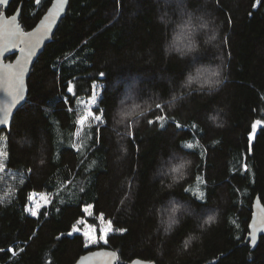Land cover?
I'll return each mask as SVG.
<instances>
[{"label":"trees","instance_id":"1","mask_svg":"<svg viewBox=\"0 0 264 264\" xmlns=\"http://www.w3.org/2000/svg\"><path fill=\"white\" fill-rule=\"evenodd\" d=\"M51 3L12 0L7 13L21 6L31 30ZM190 10L215 16L213 45L179 26ZM215 71L223 82L210 88L203 82ZM95 84L94 111L105 120L97 143L95 121L72 127ZM28 85L11 128L0 131L7 168L25 176L0 203V264H75L102 247L117 250L119 264H264V236L256 249L246 239L255 197L264 203V123L250 136L264 122V0H71ZM161 115L164 127L148 123ZM33 192L51 196L37 216L26 210ZM173 204L183 211L166 234ZM88 205L91 222L103 215L115 229L107 244L85 247L73 231ZM208 216L215 220L205 224Z\"/></svg>","mask_w":264,"mask_h":264},{"label":"snow or ice","instance_id":"2","mask_svg":"<svg viewBox=\"0 0 264 264\" xmlns=\"http://www.w3.org/2000/svg\"><path fill=\"white\" fill-rule=\"evenodd\" d=\"M36 2L39 3V0H36ZM65 3H66V0H58L57 4L53 6V11L46 18L47 22H44V21L41 22V30L37 33L25 34L23 32H20L18 30V28H11V27L6 28L4 30V32L2 33L6 47L7 46L19 47L20 44L24 45V47H20V51L22 53H24V59H23V61L19 62L16 65L14 71H10L8 73V76L3 79V83H0V88H2L3 91L6 93V99L4 101L0 102V112L3 113L2 116H0V125L8 124L11 109L13 107H15L17 104H19L20 101H22L24 99V80H23V77H24V72H25V65L27 64L28 58L32 55V50L41 43L44 36H46L49 33V31L51 30L52 25L57 18V15L63 10V6ZM7 4H8V0H0V5H7ZM16 19H17V17L15 15H13L11 18H6L4 16V13L0 12V20H2L3 24H5V25L11 24ZM5 67L8 69H12L11 65H6ZM100 75H104V73H100ZM212 77H214V78H209V79L205 80L203 83L209 85L210 88H215L221 84L222 78L220 77V72L219 71L213 72ZM65 86L67 88V91L69 93H72L73 96H76L78 94L77 90H76V86L71 85V84H66ZM90 87L92 89V94H91L90 102L86 103L87 112L79 120H76L73 123L72 127H76L77 125H79L80 129H84L87 121H89V120L95 121L96 122L95 127H96V132H97V138L95 141H93V143H97L98 139H99V126L101 124H104L105 120H104L103 114H97L100 112V109L98 107L96 108L95 111H93V109H92V105H96L97 101H96V96L94 94L95 85H91ZM81 90H83V89H81ZM184 95H185L184 93H180L179 96H173L171 98V101L166 102V104H164V105L157 103L155 105V108L161 109L163 107L169 106L171 103L175 102L176 100L183 98ZM43 111L45 112L46 115L50 112L49 109H43ZM67 111L71 112V109H67ZM166 119H167L166 116L161 115V116L155 117L154 120H149L148 123L149 124L159 123L160 127H164L163 122ZM213 119H215V118H213ZM121 122H123V121H121ZM262 123H264V122L257 120L251 125L252 132L250 133V136L252 138H255L256 129ZM176 127L179 128L180 125L176 124ZM87 128L89 131H91L92 125L91 124L87 125ZM85 134H87V133H85ZM125 134L126 135H132L131 132H126ZM75 135L78 139L82 138L80 131H77L75 133ZM72 147L76 149L77 153H80L84 146L81 144H72ZM186 147L191 149L193 147V145L187 144ZM124 150L126 151V149H124ZM41 163H43V161H41ZM181 167H183V165H181ZM4 170L5 169H4L3 164L0 163V172H2ZM27 171L31 172V169H28ZM176 171H179V169H176ZM21 183H23V181H21ZM189 191H191V190L189 189ZM193 195L198 196V198L200 200L205 199L203 192H197V193H194ZM29 198H32V196H30ZM0 203H3V202L0 201ZM45 203H50V201L46 200ZM39 207L40 206H38L36 209H33L32 207H28L26 210L28 212H30L32 216H37ZM90 209H91V205H88L84 208V212L88 213L89 215H92ZM214 220H215L214 216H208L207 220H205L204 223L210 224ZM83 223H84V221H81V224H83ZM108 223H109V225H111V221H109ZM168 223H169V228L166 230H170L171 225L173 223H175V221L172 218H169ZM73 231L78 233V232H80V229L74 228ZM110 231H112L111 227L104 230L105 236H104L103 242L105 244L108 243L107 233ZM119 231L126 232L127 229H120ZM93 232H94V230H93ZM93 232L86 231L83 233V236L87 238V244H85V247H87L89 244L95 245V244L100 243V240L96 238V236L93 234ZM71 234H72L71 232L68 233V235H71ZM253 242H255V235L254 234H253ZM189 243H190V241H186L184 244V247L187 248Z\"/></svg>","mask_w":264,"mask_h":264},{"label":"water","instance_id":"3","mask_svg":"<svg viewBox=\"0 0 264 264\" xmlns=\"http://www.w3.org/2000/svg\"><path fill=\"white\" fill-rule=\"evenodd\" d=\"M11 1L12 0H8V4L3 5L4 10L2 11V13H4V16L6 18H11L13 15H15L17 19L9 25L3 24V21L0 20V83H3V79L8 76V73L10 71H14L16 65L19 62L23 61L24 59V53L20 51V47H24L23 44H20L19 47L5 46V41L2 35L4 30L6 28L11 27V28H18L20 32H23L25 34L39 32L41 30V22L42 21L47 22L46 18L53 11V6L56 5L58 2V0H52L51 5L48 7L46 13L41 17V19L38 21L36 26L31 30H25L20 21L21 7L16 11V13H14L11 16H8L6 13V9L10 5ZM70 2L71 0H66V3L63 6V10L57 15V18L53 23L49 33L46 36H44L41 43L32 50V55L28 58L27 64L25 65V72L23 77L24 99L11 109V113L9 115V122L6 125H0V131L4 129L9 130L11 128L15 113L26 103L29 96L28 83L33 66L37 61V59L39 58V56L44 52L47 45L52 42L61 21L65 18L67 14ZM14 55H15L14 59L12 60L8 59L10 56H14ZM6 65H11L12 69L6 68L5 67ZM5 99H6V93L3 91L2 88H0V102L4 101ZM2 114L3 113L0 112V116H2ZM252 210H253L252 217L249 222V233L246 239L247 241H249L251 247L253 249H256L260 243L261 238L264 236V203L261 200L260 196L255 197L253 201ZM253 234L255 235V242H253ZM75 264H119V253L117 250L111 247L96 248L81 255ZM128 264H158V263L152 260L136 258L131 262H129Z\"/></svg>","mask_w":264,"mask_h":264},{"label":"rangeland","instance_id":"4","mask_svg":"<svg viewBox=\"0 0 264 264\" xmlns=\"http://www.w3.org/2000/svg\"><path fill=\"white\" fill-rule=\"evenodd\" d=\"M102 90V85L100 84H95V90L94 94L96 96V101L98 100L100 93ZM91 100V97L81 99L79 101V108L83 112V115L86 114L87 108H86V103H89ZM96 105H92V109L94 111ZM7 159H8V151H7V139L4 134L0 135V163L3 164L4 166V171L0 172V201L1 200H9L13 196L16 187L21 181L24 180V175L17 173L14 170L8 169L7 168ZM34 194V195H33ZM32 198H30L28 207H32L33 209H36L38 206V213L39 211L45 207L49 206L50 203H45V201H50L51 202V196L46 193H40V192H33L31 194ZM92 215H89L86 213L85 218H82L76 228L80 229V233H84L86 231L93 232V234L96 236L97 239L100 240V243L91 245L89 244L87 247H98L102 244H105L103 242L104 236H105V229H108L111 227L112 231L107 233V237L109 234L113 233L115 229L113 228L112 225H109V221L103 217V215H100L96 218L97 223L91 222L89 219L90 218H95L94 212H93V207L91 206L90 209ZM30 213V212H29ZM31 214V213H30ZM38 215V214H37ZM81 221H84L83 224H81ZM86 244H87V238H86Z\"/></svg>","mask_w":264,"mask_h":264},{"label":"clouds","instance_id":"5","mask_svg":"<svg viewBox=\"0 0 264 264\" xmlns=\"http://www.w3.org/2000/svg\"><path fill=\"white\" fill-rule=\"evenodd\" d=\"M187 25L194 26V31L196 35L204 34L205 35L204 42L208 45H213L214 42H216L219 38L220 25L216 23L215 16L212 15L210 12L197 13L193 10H190V14L187 16V18L179 22L180 27H186ZM192 48L198 49V44H193ZM220 77L222 78L221 72H220ZM222 82H223V79L221 80V84ZM216 90H218V88ZM181 211H183V206L181 204H173L168 209L169 218H172L175 221V223L171 225V228L173 227V225L179 224L180 221L177 218V214ZM168 228H169V223L167 224V227L165 228L166 234L169 232V230H166ZM192 239H194V237L190 235L188 240L191 241Z\"/></svg>","mask_w":264,"mask_h":264},{"label":"flooded vegetation","instance_id":"6","mask_svg":"<svg viewBox=\"0 0 264 264\" xmlns=\"http://www.w3.org/2000/svg\"><path fill=\"white\" fill-rule=\"evenodd\" d=\"M20 7H21V6H20ZM20 7H19V8H20ZM8 8H9V6H8ZM8 8L6 9V13H7ZM19 8H18V9H19ZM18 9H17V10H18ZM3 10H4L3 5H0V12H2ZM15 13H16V12H15ZM13 14H14V13H13ZM13 14L8 15V13H7L8 16H11V15H13ZM10 57H11V56H10ZM10 57H9L8 59L12 60ZM14 57H15V55H14ZM14 57H13V59H14Z\"/></svg>","mask_w":264,"mask_h":264}]
</instances>
